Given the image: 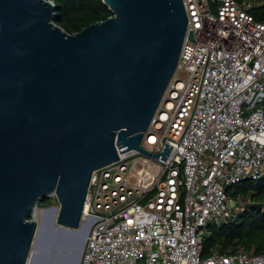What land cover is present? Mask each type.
<instances>
[{"label": "water", "instance_id": "1", "mask_svg": "<svg viewBox=\"0 0 264 264\" xmlns=\"http://www.w3.org/2000/svg\"><path fill=\"white\" fill-rule=\"evenodd\" d=\"M102 2L110 16L68 33L52 0H0V264L37 255L43 199L56 198L54 226L78 232L91 175L117 149L164 161L171 148L151 154L140 142L179 60L183 2Z\"/></svg>", "mask_w": 264, "mask_h": 264}, {"label": "built area", "instance_id": "2", "mask_svg": "<svg viewBox=\"0 0 264 264\" xmlns=\"http://www.w3.org/2000/svg\"><path fill=\"white\" fill-rule=\"evenodd\" d=\"M182 2L179 60L140 142L171 148L164 161L117 149L93 171L79 264H264L242 249L202 255L207 223L242 207L226 189L264 176V21L237 0Z\"/></svg>", "mask_w": 264, "mask_h": 264}, {"label": "trees", "instance_id": "3", "mask_svg": "<svg viewBox=\"0 0 264 264\" xmlns=\"http://www.w3.org/2000/svg\"><path fill=\"white\" fill-rule=\"evenodd\" d=\"M52 1L55 6L53 20L68 33L77 32L112 14L102 0ZM254 1L256 5H250L248 12L256 20L264 21V0ZM226 192L233 199L238 198L242 207L232 209L226 219H222L223 216L207 223L202 255H209L212 249L221 253L237 249L252 254L264 253V176L257 180H243L228 187ZM45 199L41 202L50 200Z\"/></svg>", "mask_w": 264, "mask_h": 264}, {"label": "rangeland", "instance_id": "4", "mask_svg": "<svg viewBox=\"0 0 264 264\" xmlns=\"http://www.w3.org/2000/svg\"><path fill=\"white\" fill-rule=\"evenodd\" d=\"M239 2H245L249 5H256V2L254 0H241ZM47 198H50L48 203L47 201H45V199L43 202H39L36 208V210L39 211L37 212L38 216L36 218L38 223L41 222V216L43 215V213H40L42 210L45 214L43 220L46 229L39 234V239L42 245V251L35 257L33 256L34 259L33 257L31 258L30 264H67L63 260L64 258H62V256H60L58 253H60V251H62V248L65 247L67 241L70 238V235L66 231L61 230L60 228H55L53 227V225L50 224L52 222V207L57 205V201L54 195H51ZM45 210L48 211L45 213ZM232 212L233 211L231 210L222 219H226L228 215L232 214ZM89 225V221H83L82 226L79 228V231L84 232L85 230H88Z\"/></svg>", "mask_w": 264, "mask_h": 264}, {"label": "bare ground", "instance_id": "5", "mask_svg": "<svg viewBox=\"0 0 264 264\" xmlns=\"http://www.w3.org/2000/svg\"><path fill=\"white\" fill-rule=\"evenodd\" d=\"M48 210H50V209H48ZM48 210H45V213L48 211ZM52 211H53V208H52ZM37 212H39V211H37L36 209H35V211H34V218L36 219L37 218V216H38V213ZM43 213V215L41 216V226H39V230H38V237H37V239H36V241H35V245L37 246L36 248V250H35V252H38V253H36L37 255L42 251L41 250V248H42V245H41V242H40V239H39V234L42 232V231H44L45 229H46V227H45V225H44V211L42 210L41 211V213L40 214H42ZM51 221H52V218H51ZM50 221V222H51ZM51 225H53L52 224V222L50 223ZM53 227H55V228H60L61 230H63L61 227H56V226H54L53 225ZM64 231H66V230H64ZM67 233H69V232H67ZM80 233H83V232H80L79 230H78V232H73V233H69V235H70V238H69V240L67 241V243H66V246H67V248H71L72 247V249H65V247L64 248H62V251H60V253H58L60 256H62V258H64L63 260L65 261V263H67V264H70V260H71V257H72V255H70V254H73V247H75V243H76V241H77V238L79 237V234ZM68 250H70V251H68ZM34 256V254H32L31 255V257H29V260H28V263L27 264H30L31 263V258ZM35 257V256H34ZM34 257H33V259H34Z\"/></svg>", "mask_w": 264, "mask_h": 264}]
</instances>
